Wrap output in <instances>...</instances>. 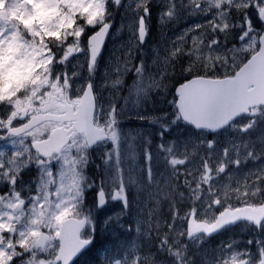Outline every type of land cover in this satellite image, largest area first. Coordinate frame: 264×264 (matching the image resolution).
I'll return each mask as SVG.
<instances>
[{"label":"snow or ice","instance_id":"1","mask_svg":"<svg viewBox=\"0 0 264 264\" xmlns=\"http://www.w3.org/2000/svg\"><path fill=\"white\" fill-rule=\"evenodd\" d=\"M0 264H264V0H0Z\"/></svg>","mask_w":264,"mask_h":264},{"label":"rangeland","instance_id":"2","mask_svg":"<svg viewBox=\"0 0 264 264\" xmlns=\"http://www.w3.org/2000/svg\"><path fill=\"white\" fill-rule=\"evenodd\" d=\"M196 19L199 18H192V19H182L180 20L175 26L169 24L165 27L164 31L169 35L172 36L175 33L180 32L181 30H183V28H185L186 26H188L189 24L193 23ZM119 22V15L117 14V23ZM152 31H153V35L155 38L159 39V27L157 25L156 22V11L154 10L153 12V27H152ZM124 40L127 39V34L124 35L123 37ZM121 41L120 40H109L107 43V47L104 51V57L105 59H107L109 56H111L114 52L116 56L121 55V50L119 48ZM149 56H151V51L149 50ZM139 61H136V63H138ZM150 63V60H149ZM155 70V69H153ZM103 72V61L101 63V69L100 71L97 73V79L99 80L101 75ZM134 75V73H130L129 76L127 77V80L129 79V83L127 85H130L132 83V76ZM127 85L125 86V90L127 92ZM168 99H171V95L168 96ZM160 102H164L163 100L157 99L156 101V105H157V109L158 110H167L168 105L164 106L163 104H160ZM125 125L129 128H137L141 126V122L136 121L135 119L133 120H126L125 121ZM261 133V129H257L256 132L253 134V137H258ZM172 137H169V139H171ZM248 167H251V165H249ZM248 167L244 168L243 171H247ZM254 170V169H253ZM106 212H113V211H119V208H109L105 210ZM162 212L166 213L167 212V204L162 205ZM104 216V213H100L98 215V219H102ZM115 232L121 237H124V230L119 229V228H115L114 229ZM134 235V233H133ZM228 235H232L235 236L237 239H246L248 238L251 234L247 233V232H241L240 228L237 227L233 232L229 233ZM103 239V237H101ZM225 239L227 238V235L224 237ZM219 241H216V243H218ZM193 251H195V249H193ZM163 259V256L161 257Z\"/></svg>","mask_w":264,"mask_h":264},{"label":"trees","instance_id":"3","mask_svg":"<svg viewBox=\"0 0 264 264\" xmlns=\"http://www.w3.org/2000/svg\"><path fill=\"white\" fill-rule=\"evenodd\" d=\"M89 199H91V196H89Z\"/></svg>","mask_w":264,"mask_h":264}]
</instances>
